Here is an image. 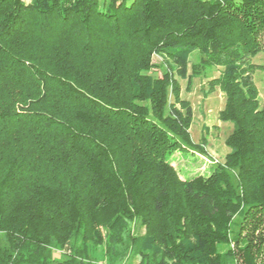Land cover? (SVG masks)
<instances>
[{
    "label": "trees",
    "instance_id": "trees-1",
    "mask_svg": "<svg viewBox=\"0 0 264 264\" xmlns=\"http://www.w3.org/2000/svg\"><path fill=\"white\" fill-rule=\"evenodd\" d=\"M260 54L264 0H0V264H264ZM194 78L232 127L182 179Z\"/></svg>",
    "mask_w": 264,
    "mask_h": 264
},
{
    "label": "rangeland",
    "instance_id": "rangeland-1",
    "mask_svg": "<svg viewBox=\"0 0 264 264\" xmlns=\"http://www.w3.org/2000/svg\"><path fill=\"white\" fill-rule=\"evenodd\" d=\"M253 62L263 63L264 55H258L253 59ZM253 79L258 90L260 105L264 106V72L255 71ZM179 82L180 97L188 101L191 106L190 139L194 144L204 141V152L197 149H178L168 156V160L182 179H188L198 174L205 176L216 164L224 162L228 151L224 140L232 126L230 122L221 121L218 118L219 110L224 105V95L218 88L208 91L206 80H201V78H194L189 90L186 88L187 80L181 79ZM205 92H207L206 96ZM58 255V252L54 254L55 257ZM94 264H104L100 253L96 255Z\"/></svg>",
    "mask_w": 264,
    "mask_h": 264
},
{
    "label": "crops",
    "instance_id": "crops-1",
    "mask_svg": "<svg viewBox=\"0 0 264 264\" xmlns=\"http://www.w3.org/2000/svg\"><path fill=\"white\" fill-rule=\"evenodd\" d=\"M26 1H29V0H26ZM228 152V151H227ZM227 152H226V154H227Z\"/></svg>",
    "mask_w": 264,
    "mask_h": 264
}]
</instances>
